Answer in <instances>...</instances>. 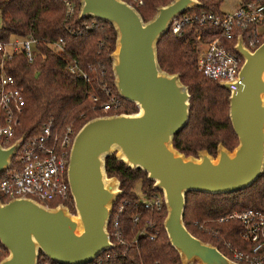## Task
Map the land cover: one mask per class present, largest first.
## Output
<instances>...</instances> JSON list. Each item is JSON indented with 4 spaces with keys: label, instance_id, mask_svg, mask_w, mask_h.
Returning a JSON list of instances; mask_svg holds the SVG:
<instances>
[{
    "label": "water",
    "instance_id": "water-1",
    "mask_svg": "<svg viewBox=\"0 0 264 264\" xmlns=\"http://www.w3.org/2000/svg\"><path fill=\"white\" fill-rule=\"evenodd\" d=\"M197 5V0H169L143 21L123 0H78L77 19L93 18L112 26V83L118 96L136 110L91 118L74 133L65 169L73 213L62 204L45 207L29 198H0V244L7 251L0 264H36L38 252L55 264H87L110 248L106 224L121 192L118 180L104 170V158L111 154L130 169L144 172L161 193L162 227L180 264H240L186 230L184 194L231 193L262 173L264 41L248 50L236 36L240 84L234 91L218 84L228 91V119L236 145L227 150L218 143L214 156L205 150L183 155L171 141L187 121L189 95L178 74L158 66L155 43L173 16ZM23 136L7 147L0 144V173L10 165Z\"/></svg>",
    "mask_w": 264,
    "mask_h": 264
},
{
    "label": "trees",
    "instance_id": "trees-1",
    "mask_svg": "<svg viewBox=\"0 0 264 264\" xmlns=\"http://www.w3.org/2000/svg\"><path fill=\"white\" fill-rule=\"evenodd\" d=\"M71 1L75 4V12L67 20L64 0H0V41L30 36L39 40L37 47L44 55L43 59L37 56L29 63L17 53L4 65L5 72L14 78L23 94L18 133H24L25 140L37 135L49 118L59 128L70 124L76 132L85 121L100 116L99 105L107 100L101 90L103 84L120 102L117 109L107 111V114L135 110L132 103L118 96L112 83L109 57L115 37L112 26L93 18L77 19L78 0ZM123 1L132 5L145 21L156 6L169 0H140V5L132 0ZM197 1L199 5L186 9L184 13H222L219 0ZM251 2L262 3L263 0H240L239 4ZM91 20L96 22L95 27L76 32L81 23ZM253 28V25L246 24L234 32L246 40ZM215 34L216 29L209 25L185 27L178 35L171 34L168 29L155 43L158 66L167 73L178 74L189 95L187 121L171 141L172 147L185 156L195 155L197 150L213 155L218 143L227 150L237 143L228 119V92L215 80L202 76L195 65L197 43L206 42ZM58 39L62 40L60 50L50 45ZM262 41L264 39H258L256 46ZM71 60L86 73L88 84L77 74L66 71L65 64ZM88 94L95 96L96 102H91ZM104 170L107 176L118 180L121 191L112 204L106 224L112 246L87 264H180L162 227L163 203L158 208L144 207L143 201H150L160 194L151 187L152 182L146 179L145 173L138 168L130 169L112 154L104 158ZM136 186L141 197L135 194ZM1 200L5 202L7 198L1 196ZM55 203L49 202L48 205ZM62 203L73 212L69 195ZM245 209L264 210V165L262 173L243 189L221 194L186 192L182 222L191 235L211 244L228 259L240 264H264V247L252 252L255 245L264 242V225L257 233L256 242H250L242 236L240 222L226 218L232 212ZM134 217L136 221L132 220ZM116 232L122 243L114 240ZM233 251L240 258L234 257ZM6 254L0 245V259ZM44 261L50 260L38 252L36 264Z\"/></svg>",
    "mask_w": 264,
    "mask_h": 264
},
{
    "label": "built area",
    "instance_id": "built-area-1",
    "mask_svg": "<svg viewBox=\"0 0 264 264\" xmlns=\"http://www.w3.org/2000/svg\"><path fill=\"white\" fill-rule=\"evenodd\" d=\"M132 1L136 5L141 3L140 0ZM63 6L65 18L68 20L75 12V4L71 0H64ZM263 20V5L251 2L238 4L220 14L183 12L170 19L167 30L169 29L173 35H178L185 27H204L206 25L214 27L216 29L215 36L206 42H198L195 47L196 69L202 76L215 80L217 84L225 83L229 90L234 91L240 84L238 71L241 64V60L238 59V54L233 48L236 36H238L234 30L246 24L254 26L246 40L241 38V44L248 50H253L256 47V41L264 39V29L257 31V27L263 23ZM95 26L94 20L83 22L76 32L81 33V31ZM72 33L74 32L72 31ZM38 42L39 40L30 36L13 37L7 41H0V144L2 147L9 146L21 134H24L18 133L24 106L23 94L21 88L17 87L14 78L5 72V62L12 59L17 53H21L29 63L33 62L37 56L43 59L44 55L37 47ZM50 45L60 50L62 40L52 41ZM65 69L70 74H77L85 84H88L86 73L78 68L75 61H68L65 64ZM101 90L107 100L99 105V109L103 113L117 109L120 105L119 99L107 89L105 84L101 86ZM88 98L91 102L97 100L92 94H88ZM74 133L70 124L59 128L49 118L42 124L37 135L27 140L23 136L19 147L11 157L10 165L0 173L2 175L0 177V198L3 196L7 198V201L18 197L29 198L45 207H52L48 203L53 201H56L53 206L64 205L62 201L69 195L65 169ZM143 202L144 207L158 208L163 200L162 198L158 199L155 195L150 201ZM226 218L239 221L242 226V236L250 242H256L257 233L264 225V210L235 211L227 215ZM132 220L136 221V217ZM152 237L150 236V238ZM113 238L118 243H122L117 232ZM258 247H264V242L255 245L252 252H255ZM232 254L236 258H240L237 252L233 251ZM242 258L248 259L247 256ZM41 264L55 263L44 261Z\"/></svg>",
    "mask_w": 264,
    "mask_h": 264
},
{
    "label": "rangeland",
    "instance_id": "rangeland-1",
    "mask_svg": "<svg viewBox=\"0 0 264 264\" xmlns=\"http://www.w3.org/2000/svg\"><path fill=\"white\" fill-rule=\"evenodd\" d=\"M238 1H240V0H219V10L220 11H222V12H225V11H227L230 7H231V5H233L234 3H236V2H238ZM262 5H263V7H264V0H263V2L261 3ZM264 29V20H263V23L261 24V25H259L258 27H257V31H260V30H263ZM198 44V43H197ZM134 108H135V106H134ZM135 110H136V108H135ZM134 110V111H135ZM103 115H110V114H107V113H101V115L100 116H103ZM214 154H215V152H214ZM214 154L212 155V156H214ZM211 155V154H210ZM187 156V155H186ZM192 156H196V154L195 155H192ZM134 191H135V194L136 195H138L139 197H141V195H140V191H139V189H138V187L136 186L135 188H134ZM157 197H158V199H161L162 198V196H161V193L159 194H157ZM69 211V213H73V212H71L70 210H68ZM7 255V254H6ZM5 255V256H6ZM4 257V256H3ZM2 257V258H3ZM1 258V259H2Z\"/></svg>",
    "mask_w": 264,
    "mask_h": 264
},
{
    "label": "crops",
    "instance_id": "crops-1",
    "mask_svg": "<svg viewBox=\"0 0 264 264\" xmlns=\"http://www.w3.org/2000/svg\"><path fill=\"white\" fill-rule=\"evenodd\" d=\"M239 4V1L238 2H236V3H234L233 5H231V7L228 9V10H230V9H232V8H234L235 6H237ZM227 10V11H228Z\"/></svg>",
    "mask_w": 264,
    "mask_h": 264
}]
</instances>
